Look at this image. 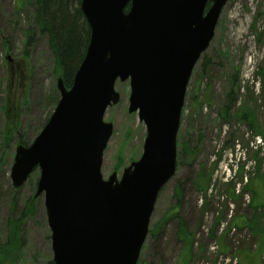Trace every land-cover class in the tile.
<instances>
[{
  "label": "rangeland",
  "instance_id": "obj_1",
  "mask_svg": "<svg viewBox=\"0 0 264 264\" xmlns=\"http://www.w3.org/2000/svg\"><path fill=\"white\" fill-rule=\"evenodd\" d=\"M35 20L33 5L0 0V244L10 219L25 214L16 264L53 261L44 195L35 196L40 169L21 187L11 179L17 146L33 144L60 98L62 73ZM215 32L187 88L177 174L158 195L138 264H264V0H229ZM117 82L121 100L104 117L115 129L104 152L106 179L141 158L147 135L128 111L129 80ZM201 170L211 174L207 196L195 184Z\"/></svg>",
  "mask_w": 264,
  "mask_h": 264
},
{
  "label": "water",
  "instance_id": "obj_2",
  "mask_svg": "<svg viewBox=\"0 0 264 264\" xmlns=\"http://www.w3.org/2000/svg\"><path fill=\"white\" fill-rule=\"evenodd\" d=\"M90 43L48 124L18 145L11 179L40 169L54 264H138L161 189L176 175L187 87L229 0H81ZM211 5L208 7V5ZM129 80V112L147 128L143 154L119 178L102 173L114 125L106 111Z\"/></svg>",
  "mask_w": 264,
  "mask_h": 264
},
{
  "label": "trees",
  "instance_id": "obj_3",
  "mask_svg": "<svg viewBox=\"0 0 264 264\" xmlns=\"http://www.w3.org/2000/svg\"><path fill=\"white\" fill-rule=\"evenodd\" d=\"M23 3L35 7L36 24L41 33L49 38L50 49L56 61V71L62 73L64 83L67 88L73 85L74 77L77 73L90 43L91 27L88 25L84 13L82 12L81 0H22ZM29 40L28 46L35 39L34 29L27 31ZM207 58L204 60L203 67L208 71ZM233 104L227 106L223 113L227 118ZM246 118V117H245ZM244 118V119H245ZM185 146V147H184ZM183 147L187 152V144ZM195 184L199 191H207L210 186L211 174L200 171ZM181 188L177 189V196L181 197ZM31 203L27 205L24 213L32 212ZM25 215V214H24ZM10 219V232L8 240L0 244V264H16V255L20 249V229L24 218ZM157 228V227H156ZM155 228V229H156ZM187 242V240H186ZM51 264H54L52 261Z\"/></svg>",
  "mask_w": 264,
  "mask_h": 264
},
{
  "label": "built area",
  "instance_id": "obj_4",
  "mask_svg": "<svg viewBox=\"0 0 264 264\" xmlns=\"http://www.w3.org/2000/svg\"><path fill=\"white\" fill-rule=\"evenodd\" d=\"M225 169H226L228 172H231V169L229 168L228 165L225 166ZM233 171H234L235 173H237V171H238V170H237V167L234 168ZM224 173H225V172H224ZM224 173H223V174H224ZM225 179L228 180V179H229L228 176H226ZM263 257H264V254H263Z\"/></svg>",
  "mask_w": 264,
  "mask_h": 264
}]
</instances>
